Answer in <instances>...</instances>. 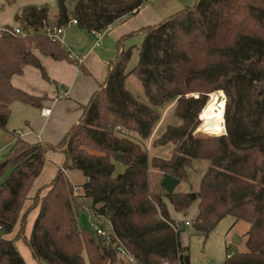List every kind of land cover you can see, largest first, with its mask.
Segmentation results:
<instances>
[{
  "label": "trees",
  "instance_id": "1",
  "mask_svg": "<svg viewBox=\"0 0 264 264\" xmlns=\"http://www.w3.org/2000/svg\"><path fill=\"white\" fill-rule=\"evenodd\" d=\"M16 1L4 0V6ZM151 1L57 0L54 24L46 5L18 12L15 22L22 35L14 33L15 27L0 28V130L8 131L16 102L41 108L47 101L12 85V79L31 66L52 83L36 52L75 63L68 48L49 36L50 29L74 20L89 33L103 32ZM139 32L145 37L137 66L128 70L134 50L124 44L139 33L119 42L105 83L60 143L32 145L12 131L16 141L0 163V179L10 172L0 185V264H27L16 245L21 240L36 264H86V259L89 264H128L116 253L118 240L137 264H190V251L182 245V230L174 227L168 206L182 213L196 202L193 229L206 238L226 217L248 225L247 252L228 255L223 264H264V0H197ZM130 78L140 82L142 99L129 90ZM219 90L228 98L222 119L226 128L222 121L220 135L226 129L227 134L196 138L206 94ZM193 93L200 97L187 99ZM172 102H177L181 124L169 127L160 143L175 145L174 155L171 160L151 157L146 142L161 121L160 109ZM50 152L62 154L65 163L50 184L37 191L25 213ZM205 160L210 166L199 191L169 194L164 189L154 194L149 189L151 171L186 182L191 164ZM117 164L125 168L122 174L115 175ZM73 170L86 178L81 198L67 176ZM83 198L91 202L96 217L111 222L115 239L110 246L95 229L79 228ZM38 204L28 238L27 219ZM18 224V235L4 239Z\"/></svg>",
  "mask_w": 264,
  "mask_h": 264
},
{
  "label": "crops",
  "instance_id": "2",
  "mask_svg": "<svg viewBox=\"0 0 264 264\" xmlns=\"http://www.w3.org/2000/svg\"><path fill=\"white\" fill-rule=\"evenodd\" d=\"M47 2L48 0H17L6 13L0 14V28H19V24L15 22V16L18 12L29 7V5L43 7L45 4H49ZM49 2V6L53 10L49 21L51 24H54L58 15L57 0H49ZM173 3V0H169L165 5L160 6L157 0L149 2L137 15L109 27L105 31V37L99 45H97L98 40L94 32L89 33L78 25L69 26L67 31L71 28L77 29L74 35L76 36V41L73 42L65 39V33H63V44L71 52L72 61H75V63L71 61L57 62L50 57H45L41 53L36 52L52 83L46 82L40 70L31 66L26 67L22 75L14 77L12 85L29 96L46 97L47 101L42 104L41 108L16 102L11 107L12 117L8 127L16 117V121L18 120L17 124H19L17 128H13L12 130L17 132L29 144L57 145L60 143L71 129L79 124L83 115V108L91 102L94 94L105 83L109 72V64L119 54L118 44L123 37L139 33L125 42L124 48L127 49L130 47L129 43L135 37L144 35L139 31L148 27H154L163 22L164 15L172 9ZM77 61L86 68L87 72L77 66ZM1 131L9 134L6 138L7 145L4 147L6 149L15 143L16 138L10 132L11 130ZM46 158L47 163L44 170L35 181L29 193L30 200L35 198L37 191L50 184L65 163V158L60 153L56 155L55 152H50ZM52 160L57 162L56 166L51 165L50 162ZM150 174L151 183L152 178L158 177L160 172L153 170ZM42 193V196H45L47 191L44 190ZM30 203L28 201L25 204V213L27 211L26 207H30ZM168 208L174 227L181 229L183 233V225L189 222L193 223L198 215L199 204L198 202L194 203L189 210L182 213L175 212L171 205ZM39 210L36 207L35 211L29 215L27 219V232L28 229L32 231ZM15 236L16 231L11 235H6L4 239L11 240ZM182 245L186 247L183 242ZM29 256H31L30 251ZM32 264H36V262L34 261Z\"/></svg>",
  "mask_w": 264,
  "mask_h": 264
},
{
  "label": "rangeland",
  "instance_id": "3",
  "mask_svg": "<svg viewBox=\"0 0 264 264\" xmlns=\"http://www.w3.org/2000/svg\"><path fill=\"white\" fill-rule=\"evenodd\" d=\"M169 0H157L158 5H165ZM173 7L171 10H169L166 15H164V19L168 18L170 15L175 14L177 12L185 10L186 7H192L197 3V0H173ZM49 0H48V2ZM49 4H45L50 8V14L53 13V10L51 9V6ZM4 0H0V14H3L4 12L12 7V6H4ZM3 29V28H1ZM77 29L71 28L67 31L65 30V39H68L69 41H76L75 32ZM63 37V35H62ZM144 35H139L138 37H135L130 43L129 46L133 47V57L129 63L128 70H132L135 68L138 64L139 57H140V47L144 41ZM129 90L139 99L143 98V89L139 81L135 80L134 78L129 79ZM223 94L224 95V101H225V109L227 104V96L224 94L222 90L211 92L209 94H206V104L204 108L208 105V103L211 100V97L213 94ZM200 97L199 94L193 93L188 94V98H195L198 99ZM177 102H172L164 105L160 109L162 111V118L161 121L157 125V129L154 131V134L152 138L146 142L147 147L150 153L151 157L156 158H162L164 160H171L172 156L174 155L176 146L173 144H166L163 145L160 143V139L163 136L164 132L169 128L173 126H178L181 124V120L179 119L177 112H176V104ZM204 108L201 114L198 116V122L199 127L195 131L194 136L196 138H217L220 136H224L227 134V129L225 130V133L222 135H208L205 132L203 133L202 124L204 122ZM227 109L225 110L226 114ZM201 117V121H200ZM225 119V115L223 116ZM223 119V118H222ZM18 121V120H17ZM16 121V117L11 122L10 126L8 127V131L12 132L13 128H17L18 124ZM224 121V120H223ZM202 122V123H201ZM222 123V122H221ZM223 124V123H222ZM225 125V121H224ZM226 128V125H225ZM222 130V129H221ZM223 132V131H222ZM131 135H134L133 133H130ZM7 134L6 132H3L0 130V163L4 161L6 156L10 153L12 146L8 148H4L7 145ZM220 135V136H219ZM137 140V139H136ZM56 155H59V153H55ZM51 165L56 166L54 160H52ZM210 166V161H194L190 168L187 170L188 173V180L186 182H181L175 189L177 192L181 193H191L193 191H199V185L202 181L203 177L206 175V171L208 167ZM124 167L122 165L116 166L115 175L122 174L124 172ZM10 172H7L1 179H0V185L3 184L4 181L7 180L9 177ZM68 177L70 178L72 184L76 188H81L82 185L86 183V178L83 176L82 173L78 171H69L67 173ZM151 176V174H150ZM164 179L163 174H159L158 177H153L150 183V177H149V189L154 194H160L163 193L162 188V182ZM30 201V206L34 205L33 200L28 199ZM27 201V202H28ZM83 201V209L79 212L77 216V223L81 230L85 229L86 231H93L94 225L98 224V221L92 217V207L91 202L85 198L82 199ZM26 202V203H27ZM29 206V205H28ZM39 208V204L37 205ZM30 207H26L27 211ZM25 212V209L24 211ZM33 213V212H32ZM20 225V224H18ZM184 232L182 233L181 241L183 244L189 249L190 251V264H223L224 261L227 259L228 255L233 254H240L241 252H247L246 249V239H247V230L248 225L243 221H237L235 218L232 217H226L223 219V221L209 234L208 238L204 237L203 235L197 234L193 229V223L189 222L187 224L183 225ZM20 226L16 229V235L19 233ZM31 232L28 229V232L26 230V236L29 238L31 235ZM17 248L19 250V253L24 257L27 264H32L34 262L33 258L29 256V248L26 246L24 241H20L17 244ZM86 264H89L88 260L86 259Z\"/></svg>",
  "mask_w": 264,
  "mask_h": 264
},
{
  "label": "built area",
  "instance_id": "4",
  "mask_svg": "<svg viewBox=\"0 0 264 264\" xmlns=\"http://www.w3.org/2000/svg\"><path fill=\"white\" fill-rule=\"evenodd\" d=\"M71 25H78V21L72 20L68 24V26L62 27L61 29H50L49 30V36L51 38H53L55 40H58V41L63 43L62 35L65 32V30ZM14 33L16 35H22L23 34L21 32V30L18 29V28H16L14 30ZM94 33H95V35L97 37V40H98V44L97 45H99L102 42V40L104 39V37H105V31H103V32H94ZM200 121H201V117H200ZM119 130H120V128H119ZM74 192H75V195L77 197H80V198L82 196H84V194H85V192L83 190V187H81L80 189L79 188H75ZM92 217L98 221V224L94 225V229L96 231V236L98 238H102L104 243H105V245L110 246L113 243L114 239H115L114 233H113V227H112L111 222H109L108 219H106V218H104L102 216L96 217L94 213H92ZM104 222H106V226L102 227V223H104ZM115 250H116V253L119 254L120 258L123 261H125L126 263H128V264H137L136 260L131 255V253H128V251L126 250L124 245L119 240H118L117 245L115 246Z\"/></svg>",
  "mask_w": 264,
  "mask_h": 264
},
{
  "label": "bare ground",
  "instance_id": "5",
  "mask_svg": "<svg viewBox=\"0 0 264 264\" xmlns=\"http://www.w3.org/2000/svg\"><path fill=\"white\" fill-rule=\"evenodd\" d=\"M225 110L224 95L221 93L213 94L210 102L204 108L203 133L205 132L208 135L220 134L222 129L221 122L223 121L222 118L225 115Z\"/></svg>",
  "mask_w": 264,
  "mask_h": 264
},
{
  "label": "water",
  "instance_id": "6",
  "mask_svg": "<svg viewBox=\"0 0 264 264\" xmlns=\"http://www.w3.org/2000/svg\"><path fill=\"white\" fill-rule=\"evenodd\" d=\"M42 33H44L42 31ZM180 180L177 178L172 177L171 175H165L163 182H162V188L165 189L169 194L175 193V188L180 184Z\"/></svg>",
  "mask_w": 264,
  "mask_h": 264
}]
</instances>
